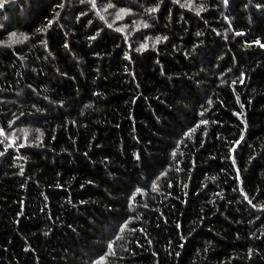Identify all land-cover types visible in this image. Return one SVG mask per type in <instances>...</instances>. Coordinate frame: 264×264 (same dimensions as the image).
<instances>
[{
    "label": "trees",
    "instance_id": "1",
    "mask_svg": "<svg viewBox=\"0 0 264 264\" xmlns=\"http://www.w3.org/2000/svg\"><path fill=\"white\" fill-rule=\"evenodd\" d=\"M95 1L0 8V264H264V0Z\"/></svg>",
    "mask_w": 264,
    "mask_h": 264
},
{
    "label": "snow or ice",
    "instance_id": "2",
    "mask_svg": "<svg viewBox=\"0 0 264 264\" xmlns=\"http://www.w3.org/2000/svg\"><path fill=\"white\" fill-rule=\"evenodd\" d=\"M13 2V0H0V8H4V7H6V6H8V5H10L11 3ZM228 2H229V0H222V3L225 5V6H227L228 5ZM63 5H60V6H58V7H62ZM96 5H95V3L93 4V7H95ZM111 6V5H110ZM155 9H151V11H154ZM101 19H103L102 17H101ZM225 19H227V17H225ZM52 23V21H49V24H51ZM40 31H43V29H41ZM11 35H15V33H12ZM239 35V34H238ZM159 39V38H158ZM166 39V38H165ZM255 43H259V41H256ZM261 47H264V44H262V45H260ZM0 134H3V130H0ZM137 159H139V156H137L136 157ZM137 191H139V189L137 190ZM246 199H247V197H245ZM249 203H251V201H249ZM250 252H251V250H250Z\"/></svg>",
    "mask_w": 264,
    "mask_h": 264
},
{
    "label": "rangeland",
    "instance_id": "3",
    "mask_svg": "<svg viewBox=\"0 0 264 264\" xmlns=\"http://www.w3.org/2000/svg\"><path fill=\"white\" fill-rule=\"evenodd\" d=\"M89 1V0H88ZM95 3V5L97 6V8L96 9H98L99 7V5H98V3L95 1V0H91V3H90V5L92 6V8L94 9V7H93V4ZM99 14L100 15H102L103 16V18L106 20V17H105V15L103 14V12L102 11H99ZM133 23V22H132ZM128 24V23H127ZM127 36V35H126ZM127 37H129V36H127ZM17 38V40L19 39V37H16ZM28 131H30V130H28Z\"/></svg>",
    "mask_w": 264,
    "mask_h": 264
}]
</instances>
